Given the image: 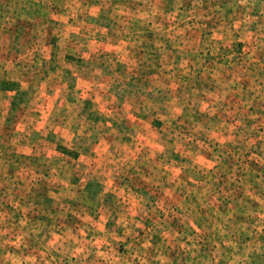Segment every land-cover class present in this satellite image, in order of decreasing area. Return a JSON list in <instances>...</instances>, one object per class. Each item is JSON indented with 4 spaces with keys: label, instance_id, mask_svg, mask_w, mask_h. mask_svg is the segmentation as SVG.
Segmentation results:
<instances>
[{
    "label": "rangeland",
    "instance_id": "374dc122",
    "mask_svg": "<svg viewBox=\"0 0 264 264\" xmlns=\"http://www.w3.org/2000/svg\"><path fill=\"white\" fill-rule=\"evenodd\" d=\"M0 264H264V0H0Z\"/></svg>",
    "mask_w": 264,
    "mask_h": 264
}]
</instances>
